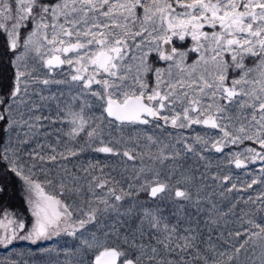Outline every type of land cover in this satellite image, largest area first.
I'll return each mask as SVG.
<instances>
[{
    "label": "snow or ice",
    "instance_id": "snow-or-ice-1",
    "mask_svg": "<svg viewBox=\"0 0 264 264\" xmlns=\"http://www.w3.org/2000/svg\"><path fill=\"white\" fill-rule=\"evenodd\" d=\"M17 185L0 264H264V0H0Z\"/></svg>",
    "mask_w": 264,
    "mask_h": 264
},
{
    "label": "trees",
    "instance_id": "trees-1",
    "mask_svg": "<svg viewBox=\"0 0 264 264\" xmlns=\"http://www.w3.org/2000/svg\"><path fill=\"white\" fill-rule=\"evenodd\" d=\"M238 171V170H237ZM11 201L9 202V194L0 197V201H6L7 206L10 207L8 211H13L21 214L24 217H29V213L27 211V207L25 205V201L23 199L22 192L19 191V185L16 186V189L13 190V195L11 197ZM18 200H20V205L18 206ZM51 241H44L40 246H46L48 244H51ZM36 245L31 244L28 241H19L17 245H15L16 250H22L26 248H35ZM10 253L7 250L0 249V258L5 257L9 255Z\"/></svg>",
    "mask_w": 264,
    "mask_h": 264
},
{
    "label": "rangeland",
    "instance_id": "rangeland-1",
    "mask_svg": "<svg viewBox=\"0 0 264 264\" xmlns=\"http://www.w3.org/2000/svg\"><path fill=\"white\" fill-rule=\"evenodd\" d=\"M12 195H13V191H10V193H9V202L12 200L11 199V197H12ZM22 195H23V193H22ZM18 202V206L20 205V200H18L17 201ZM26 205V204H25ZM10 207H8L7 206V203H6V201H0V209H6V210H8ZM19 243V241L16 243V245Z\"/></svg>",
    "mask_w": 264,
    "mask_h": 264
}]
</instances>
